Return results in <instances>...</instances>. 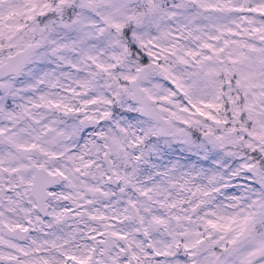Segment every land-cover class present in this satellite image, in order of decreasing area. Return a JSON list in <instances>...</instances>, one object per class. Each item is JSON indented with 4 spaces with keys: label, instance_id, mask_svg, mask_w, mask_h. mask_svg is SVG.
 I'll return each instance as SVG.
<instances>
[{
    "label": "snow or ice",
    "instance_id": "obj_1",
    "mask_svg": "<svg viewBox=\"0 0 264 264\" xmlns=\"http://www.w3.org/2000/svg\"><path fill=\"white\" fill-rule=\"evenodd\" d=\"M0 264H264V0H0Z\"/></svg>",
    "mask_w": 264,
    "mask_h": 264
},
{
    "label": "clouds",
    "instance_id": "obj_2",
    "mask_svg": "<svg viewBox=\"0 0 264 264\" xmlns=\"http://www.w3.org/2000/svg\"><path fill=\"white\" fill-rule=\"evenodd\" d=\"M7 53V48L5 47V54ZM62 84H64L65 87L71 85L72 87H75V85L72 83L71 80L68 81H62ZM61 95H65V93H60ZM82 99V97H75V96H70L69 100L78 106L79 101ZM117 107H120V112L116 114L114 118H112L107 124L104 125L105 130L111 129V131L119 133L120 129L116 127L117 121H122L124 127H128L129 125L135 126V130L139 131V122L143 120V117H140L139 114L137 113L136 115L132 116L129 115L126 112V109L129 107L128 103H123V106L121 107L120 105H117ZM123 113V115H122ZM92 115V113H89ZM46 116H52L51 112H45ZM55 118V117H53ZM151 139H153L158 145L160 149H166L168 152H171L173 149H175L177 152L179 150L180 145H177L175 143L168 145L166 143L168 137L165 136H152ZM161 155H164V151L160 152ZM94 173H96V180L99 181L101 179L99 171L97 169L92 170Z\"/></svg>",
    "mask_w": 264,
    "mask_h": 264
}]
</instances>
